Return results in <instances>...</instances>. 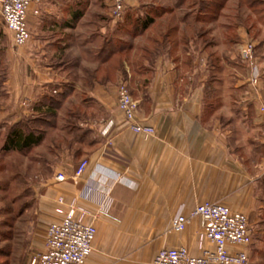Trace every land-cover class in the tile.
Returning <instances> with one entry per match:
<instances>
[{"label":"crops","instance_id":"crops-1","mask_svg":"<svg viewBox=\"0 0 264 264\" xmlns=\"http://www.w3.org/2000/svg\"><path fill=\"white\" fill-rule=\"evenodd\" d=\"M124 1L132 10L167 12L135 34L125 18L112 17L110 0H35L26 19L31 39L16 53L0 4V149L8 134L21 135V152L5 155L23 158L33 199L18 215L28 220L24 253L8 247L4 264H28L44 250L47 227L63 219L57 209L73 206L97 229L87 264H154L160 250L178 247L198 257L203 222L194 218L182 233L171 224L205 202L247 217L245 252L251 264H264V160L255 165L244 151L264 152V0H228L209 21L201 0H180L181 17L161 0ZM232 22L234 36L219 41L229 50L218 52L212 29L228 31ZM247 44L254 63L243 86L232 50ZM225 69L234 94L208 99ZM123 81L138 103L137 121L154 135L121 127ZM243 87L250 98L240 100ZM84 160L85 173L74 179ZM61 173L66 180L57 182Z\"/></svg>","mask_w":264,"mask_h":264},{"label":"built area","instance_id":"built-area-1","mask_svg":"<svg viewBox=\"0 0 264 264\" xmlns=\"http://www.w3.org/2000/svg\"><path fill=\"white\" fill-rule=\"evenodd\" d=\"M34 1L0 0L2 18L17 47H22L31 39L26 19ZM125 13V1L113 0L112 17L120 21ZM241 58L249 67L253 66V45L247 44L242 49ZM253 82L256 83V80ZM117 95L118 109L123 115L121 127L146 137L154 135L153 128L137 121L138 103L125 84H119ZM259 112L264 122V105L259 108ZM87 167L88 161H82L74 173V179L80 178ZM55 179L63 182L66 177L61 173ZM59 202L62 204V200ZM57 213L63 219L47 227L44 250L31 255L28 264H87L97 235L96 227L85 222L86 213L74 206L66 213L59 208ZM194 218H199L204 224L198 237L202 254L193 256L185 247L163 249L157 253L154 264H251L245 252V248L251 244L249 221L243 213L221 204L205 202L197 205L189 216H176L171 231L184 232ZM206 242L214 248H205Z\"/></svg>","mask_w":264,"mask_h":264},{"label":"rangeland","instance_id":"rangeland-1","mask_svg":"<svg viewBox=\"0 0 264 264\" xmlns=\"http://www.w3.org/2000/svg\"><path fill=\"white\" fill-rule=\"evenodd\" d=\"M101 1L105 3L109 0ZM146 1L151 2V0ZM159 1L152 0V2L156 3ZM110 2H112L113 4V0H110ZM159 4L176 5L178 9V15L179 17H181L180 0H161ZM222 21L226 20L222 19ZM212 30L213 31L211 35L213 34L216 38L217 51L225 53L227 50H229V45L219 43V41L225 36V34H229L228 31L223 26H215ZM231 33L232 36H234V32ZM18 49H20V47H14L15 53ZM232 51V53L236 57V62L238 64L237 79L241 83V85L246 86V81L247 79H249L247 78L246 73V69L248 68V66L241 58L242 49L238 48ZM219 77L222 79L220 89H214V92L212 91L213 93H211L207 98L216 101L229 100L230 96L234 94L233 91L230 92L229 88L230 83H233L231 80L229 69H225V71L221 73ZM237 95L238 99L240 100L250 98V95L247 94V91L244 87L238 89ZM241 142V144L244 145V141L242 140ZM247 148L248 149L244 151L247 152L249 156L251 155L253 164H259L262 162V160H264V152L261 149L253 150L250 146H248ZM243 156H245V154H243ZM24 170L25 168L23 164V158L20 154L5 155L0 153V250L5 251V249L7 250L8 247H12L15 255L18 256H21V254L24 253L22 251L21 241L23 239L25 225L28 222L25 217H19L18 215L26 209V203L33 200L31 194L29 193L28 185L23 179V173L25 172ZM254 174H257L256 170L254 171ZM5 235L10 238V242H7V238L5 237ZM4 254L6 253L4 252ZM4 254L0 256V264L5 263L6 258Z\"/></svg>","mask_w":264,"mask_h":264},{"label":"trees","instance_id":"trees-1","mask_svg":"<svg viewBox=\"0 0 264 264\" xmlns=\"http://www.w3.org/2000/svg\"><path fill=\"white\" fill-rule=\"evenodd\" d=\"M228 0H201V2L205 3L206 9H207V20H213L214 16L216 17L218 15V13H214L213 9H218L219 7H223L226 2ZM144 12V15H141V12ZM170 12H172V10H169ZM146 12V13H145ZM167 12L166 9L164 8H160L158 11L156 10H144V6L141 8V10L137 9V10H132L130 8H128L126 6V13H125V21L126 24H128V26H132V29L134 31V33H140V34H144L146 32L149 31L150 27L152 26V24H154V21L156 20V18H159L161 16H163V14H165ZM239 18V17H238ZM240 20V19H239ZM237 28V24L236 22H232L231 26L228 28V33L229 31L231 32H235ZM208 34V33H207ZM166 36V35H163ZM164 39V38H163ZM147 41H150L149 37L147 39ZM153 41V40H151ZM153 43H157V47L158 49H162L164 47L165 41L164 43H160L159 41H153ZM159 43V44H158ZM211 44L210 43H206L204 45L205 50L207 53H209V48H210ZM148 48V47H146ZM123 60H121L120 62H122ZM208 65L212 64V61H207ZM123 84H125L127 86V88H129V91L132 95V92L130 90V87L127 83V81H123ZM8 138L5 139L4 142V146L0 149V153L1 154H6V153H12V152H21L22 150V137L21 135H19V133H11L8 134ZM30 193V191H29ZM5 237L8 239L9 237H7L5 235ZM5 251H1L0 250V256H2V254H4Z\"/></svg>","mask_w":264,"mask_h":264}]
</instances>
